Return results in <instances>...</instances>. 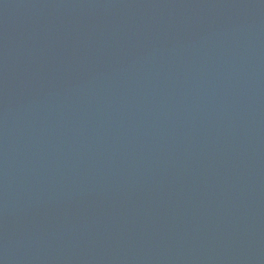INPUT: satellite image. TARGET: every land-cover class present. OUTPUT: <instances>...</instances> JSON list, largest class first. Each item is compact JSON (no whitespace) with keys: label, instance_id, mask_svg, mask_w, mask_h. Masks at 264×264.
Masks as SVG:
<instances>
[{"label":"water","instance_id":"95a60500","mask_svg":"<svg viewBox=\"0 0 264 264\" xmlns=\"http://www.w3.org/2000/svg\"><path fill=\"white\" fill-rule=\"evenodd\" d=\"M0 264H264V0H0Z\"/></svg>","mask_w":264,"mask_h":264}]
</instances>
